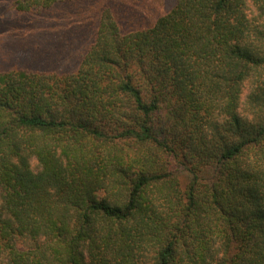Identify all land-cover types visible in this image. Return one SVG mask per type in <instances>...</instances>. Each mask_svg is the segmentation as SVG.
Instances as JSON below:
<instances>
[{"label":"trees","instance_id":"trees-1","mask_svg":"<svg viewBox=\"0 0 264 264\" xmlns=\"http://www.w3.org/2000/svg\"><path fill=\"white\" fill-rule=\"evenodd\" d=\"M154 15L0 71V264H264V0Z\"/></svg>","mask_w":264,"mask_h":264},{"label":"rangeland","instance_id":"rangeland-1","mask_svg":"<svg viewBox=\"0 0 264 264\" xmlns=\"http://www.w3.org/2000/svg\"><path fill=\"white\" fill-rule=\"evenodd\" d=\"M0 0V71L75 69L96 32L99 12L109 6L124 30L150 23L174 0H71L39 12H21Z\"/></svg>","mask_w":264,"mask_h":264}]
</instances>
